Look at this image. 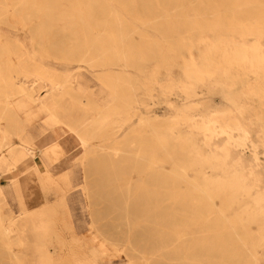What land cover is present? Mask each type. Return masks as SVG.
I'll return each instance as SVG.
<instances>
[{"label":"bare ground","instance_id":"obj_1","mask_svg":"<svg viewBox=\"0 0 264 264\" xmlns=\"http://www.w3.org/2000/svg\"><path fill=\"white\" fill-rule=\"evenodd\" d=\"M4 1L0 2V24L5 22L6 8H12V15L27 30L32 50H36L38 57H52L64 63L83 62L91 69L101 71L100 81L110 96L109 101L117 100L119 103L118 108L95 106L94 115L89 119L69 122L60 105L62 95L67 93L64 84L69 76L59 79L41 65L32 67L27 61H34L33 56L18 52L8 42H0V105L3 106L0 120H6V127L0 125V168L7 167V171L12 173L8 179L21 206L20 216L26 215L25 198L32 182L43 189L56 184L48 166L58 159L61 152L56 140L58 133L53 131L54 141L39 150L43 172L30 160L34 148L25 134V126L35 116L31 111L33 105L45 112V129L64 127L84 148L93 139L109 138L113 141L117 133H121L119 140L114 141L117 147L112 150L119 151V146L128 149L125 151L129 157L130 172L138 178V193L130 201L133 206L131 215L138 210L145 212L147 205L151 204L150 197L158 195L152 190V183L159 190H166L170 196L176 197L173 203L180 209L176 214L172 212V219L151 217L150 210H147L144 223L132 226L126 233L125 243L132 250L142 249L143 254L151 255L156 253L151 264H233L235 255L240 256V248L249 253L252 264H255L253 251L258 246H264V188L260 190L257 187L259 178L253 168L243 167L239 159L229 160L230 145H241L247 139L248 129L236 117L242 113L243 107L234 105L233 110L210 115L201 122L192 121L183 110L176 112L173 125L183 123L195 129L202 137L198 146L191 134L176 135L171 124L160 131L154 128L150 116L138 114L132 96L134 88L130 80L119 72L124 67L133 68L134 59H138L137 53L153 47L146 40L138 39L135 25L128 23L127 17H121V13L132 17L135 23L145 25L151 19H158L153 13L167 14L169 8L166 6L182 0H108L120 10H114L104 0ZM189 1L205 13H212L210 20L197 16L199 21L195 22L196 26L204 23L208 24V30H217L226 20L229 23L228 34L252 36L255 40L250 46L243 43L234 46L218 40L206 47L208 51L215 52L221 47L224 52H230L238 66L247 65L253 73L264 68V55L259 46V39L264 38V0ZM164 18L168 24L166 28L174 29L171 18L167 15ZM188 46L182 42L168 45L167 50L176 51ZM126 52L134 59L124 58ZM11 56L16 58V62H12ZM18 76L33 77L34 81L44 83L47 87L45 94L41 96L23 84L17 87L14 79ZM184 76L185 81L179 89L189 97L193 83L201 82L206 72L190 60L185 65ZM57 91L61 96L54 95ZM16 94L20 95L15 104L25 115L23 121L17 119L15 113L4 112L10 104L9 98ZM233 132L238 135L235 137ZM217 134L224 136V142L220 147H212L210 141ZM173 135L175 138L170 145L169 138ZM13 138L17 143L12 141ZM203 146L209 149L207 153L200 150L199 147ZM155 149L163 151L165 162L170 164V170L163 176L152 173V164L156 162ZM175 149L193 159L179 163L173 159ZM206 168L214 171L215 175L206 176L203 172ZM15 170L22 177H14ZM180 184L188 185L191 190L178 193ZM217 201L220 207H217ZM233 206H236L235 212L228 218L226 211ZM215 209L219 214H214ZM204 216L207 223L199 227ZM13 225V222L8 226L0 224V231L8 235L13 231ZM31 226L36 232L34 246L38 264H100L96 250H80L77 245L67 248L59 239L55 241L54 250L57 251L51 252L48 249L51 224L43 212L36 216Z\"/></svg>","mask_w":264,"mask_h":264},{"label":"rangeland","instance_id":"obj_2","mask_svg":"<svg viewBox=\"0 0 264 264\" xmlns=\"http://www.w3.org/2000/svg\"><path fill=\"white\" fill-rule=\"evenodd\" d=\"M104 1L110 3L114 10H120L116 4ZM2 5L4 6V3ZM166 7L169 8L167 14L155 12L153 16L158 19H151L145 22V25H139L131 19L132 17L119 12L121 17H127L128 23L135 25L138 39H144L153 46L137 53V61L126 52L124 58L134 59L132 63L134 66L124 67L119 71L121 76L130 80L134 88L132 96L137 104L136 112L150 116L155 129L162 131L171 124V129L176 135L191 134L199 146L202 137L195 129H190L183 123L173 125L176 112L183 110L189 119L201 122L206 121L210 115L231 111L235 106L243 107L242 113L236 117L247 127V139L241 145H230L229 160L239 159L243 167L253 168L259 178L257 187L262 190L264 68L253 73L249 71L247 65L238 66L230 52H224L221 47L215 52L206 49L218 40L234 46L241 43L250 46L254 43V38L228 34L226 30L229 29V23L226 20L222 21V28L219 27L217 30H208V24L204 23L196 26L195 22L199 21L197 16H204L210 20L212 13H205L193 6L189 0L173 2ZM5 13V22L0 24L1 43L8 42L18 52L33 56L34 61H27L32 67L41 65L59 79L64 75L69 76V80L64 84L67 93L60 99V105L69 122L89 119L94 115L95 106L107 109L119 107L117 100L109 101L110 96L100 81L101 71L93 70L83 62L64 63L52 57L47 59L38 57L36 50H32L27 30L21 26L17 17L12 15V8H6ZM165 15L171 18L174 29L166 28L168 24ZM174 16L179 20L172 19ZM182 42L189 46L176 51L167 50L168 45L174 46ZM259 46L264 55V38L259 39ZM11 60L16 62L14 56H11ZM190 60L200 70L206 72V77L201 82H194L189 97H186L179 86L185 81L184 69ZM14 83L17 87L23 84L41 96L47 89L44 83L34 81L33 77L18 76L15 77ZM54 95L61 96L58 91ZM19 96L16 94L9 98L10 104L4 112L15 113L17 119L23 121L25 115L15 104ZM2 107L0 105V112L3 110ZM31 111L35 116L25 126V134L34 148L30 160L40 172H43V163L39 150L54 141L53 131L58 133L56 140L61 152L58 159L48 166L56 184L43 189L32 182L25 198L26 215L20 216L21 206L8 179L12 173L7 171V167L0 168V224L3 226H8L10 222L14 224L13 231L8 235L0 231V264H38L34 246L36 232L31 224L41 212L48 216L51 224V233L48 237L50 241L48 249L51 252L56 248L55 241L59 239L67 248L77 245L80 250H96L100 264H151L156 253L152 252L151 255L143 254L142 249L132 250L125 243L126 233L132 226L144 223L145 214L148 215L145 213L147 210H150L151 217L165 219L166 216L172 219V212L176 214L180 209L179 205L173 203L176 197L170 196L166 190H159V187L152 183L151 188L158 195L150 197L151 204L147 205L144 213L138 210L131 215L130 210H133V206L130 201L132 196L138 193V178L134 172H130L131 167L127 159L129 157L125 151L128 149L119 146V151L112 150L114 146L117 147L114 141L119 140L121 133L118 132L113 141L109 138L93 139L84 148L71 133L65 131L64 127L45 129L43 126L45 112L39 111L33 105ZM0 125L6 127V120L1 119ZM233 133L235 137L238 135L236 132ZM174 138L175 135L169 138L170 145ZM223 138V135H214L210 141L212 147H220L224 142ZM12 141L17 143L15 138ZM199 148L203 153L209 150L204 146ZM153 154L156 160L152 164L153 175L167 174L170 164L165 162L163 151L155 149ZM173 157L179 163L193 159L185 156L179 149L173 151ZM203 172L206 176L215 175L209 168L203 169ZM14 173V177H22L18 170ZM190 190L188 185L180 184L177 191L183 194ZM252 192L254 194L255 190ZM216 204L220 207L219 201ZM235 209L236 206H233L227 210L226 216L231 218ZM214 214L219 213L216 211ZM205 218V216L202 218L199 227L207 223ZM252 232L256 233L254 228ZM56 251L54 250V253ZM238 253L240 256L235 255L233 264H252L251 256L244 249L240 248ZM252 255L255 264H264V246L256 247Z\"/></svg>","mask_w":264,"mask_h":264}]
</instances>
